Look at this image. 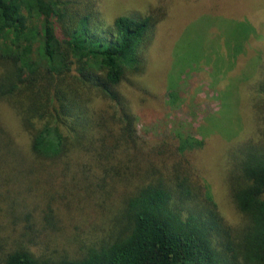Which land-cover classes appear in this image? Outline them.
I'll use <instances>...</instances> for the list:
<instances>
[{
    "label": "trees",
    "instance_id": "1",
    "mask_svg": "<svg viewBox=\"0 0 264 264\" xmlns=\"http://www.w3.org/2000/svg\"><path fill=\"white\" fill-rule=\"evenodd\" d=\"M96 3L0 0V102L28 137L21 147L0 125V212L9 214L0 264H264V142L243 135L232 154L224 151L230 220L202 178L204 141L142 139L123 90H135L129 77L146 72L144 52L165 9L120 14L101 27ZM17 171L57 179L58 204L67 193L82 209L104 195L113 208L107 227L92 219L79 236L36 240L50 221L27 220L38 206L16 193L37 180L18 182Z\"/></svg>",
    "mask_w": 264,
    "mask_h": 264
},
{
    "label": "rangeland",
    "instance_id": "2",
    "mask_svg": "<svg viewBox=\"0 0 264 264\" xmlns=\"http://www.w3.org/2000/svg\"><path fill=\"white\" fill-rule=\"evenodd\" d=\"M96 2L101 27L120 14L165 9L164 18L155 25L154 39L144 52L146 72L129 77L135 81V90L128 83L123 86L136 115L137 133L149 141L187 136L202 139L204 147L197 149V158L204 184L220 212L234 219L236 212L229 202L222 161L224 151H232L229 146L236 138L254 134L264 142V0ZM0 125L5 130L7 125L19 146L27 145L28 137L17 117L1 102ZM48 175L11 173L18 182L25 177L37 180V186L25 184L24 189L20 185L16 193L24 205L38 206L34 217L27 220L35 219L38 224H46L44 218L50 221L42 233H35L36 240L43 234L79 236L92 219L107 227L105 216L113 208L108 207L104 195L97 194L86 204L82 201V209L75 207L76 202H69L72 196L67 193L66 203L58 204L61 186ZM57 186L51 196L39 195V190L53 191ZM8 216L7 211L0 212V220H4L0 234L8 233ZM24 218L17 219L16 224L20 226Z\"/></svg>",
    "mask_w": 264,
    "mask_h": 264
}]
</instances>
